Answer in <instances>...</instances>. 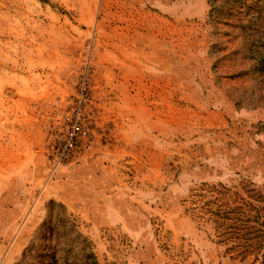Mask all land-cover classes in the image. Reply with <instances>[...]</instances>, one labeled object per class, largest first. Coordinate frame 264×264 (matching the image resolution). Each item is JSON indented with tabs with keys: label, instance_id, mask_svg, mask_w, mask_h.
Wrapping results in <instances>:
<instances>
[{
	"label": "rangeland",
	"instance_id": "rangeland-1",
	"mask_svg": "<svg viewBox=\"0 0 264 264\" xmlns=\"http://www.w3.org/2000/svg\"><path fill=\"white\" fill-rule=\"evenodd\" d=\"M87 254L264 264V0H0V264Z\"/></svg>",
	"mask_w": 264,
	"mask_h": 264
},
{
	"label": "trees",
	"instance_id": "trees-1",
	"mask_svg": "<svg viewBox=\"0 0 264 264\" xmlns=\"http://www.w3.org/2000/svg\"><path fill=\"white\" fill-rule=\"evenodd\" d=\"M41 230H42L41 231L42 235L48 241H52L56 236V232H55L54 227L53 228L51 226L45 227V225H42ZM78 236H80V235L78 234ZM48 249L51 250V252L53 254H58V252H59V248H58L57 244H55V246H53V247L48 246ZM83 261H84V264H98V262L95 260V257L93 256V254L85 255Z\"/></svg>",
	"mask_w": 264,
	"mask_h": 264
},
{
	"label": "built area",
	"instance_id": "built-area-1",
	"mask_svg": "<svg viewBox=\"0 0 264 264\" xmlns=\"http://www.w3.org/2000/svg\"><path fill=\"white\" fill-rule=\"evenodd\" d=\"M80 127L77 123H74L72 125L71 134L68 136L67 140L63 144V146L60 148V153L62 158L67 157L69 154L68 151L71 150V145L75 142L76 134L79 132Z\"/></svg>",
	"mask_w": 264,
	"mask_h": 264
}]
</instances>
